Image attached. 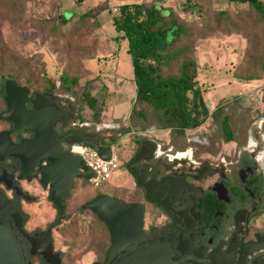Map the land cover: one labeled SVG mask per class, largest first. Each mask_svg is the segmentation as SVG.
Listing matches in <instances>:
<instances>
[{"label": "rangeland", "instance_id": "1", "mask_svg": "<svg viewBox=\"0 0 264 264\" xmlns=\"http://www.w3.org/2000/svg\"><path fill=\"white\" fill-rule=\"evenodd\" d=\"M124 1L127 0H32L26 6L27 15L20 21L0 19L2 37L9 47L3 56L5 64L0 73V85L11 77L31 90L47 92L46 87L54 83V78L59 79L61 72L78 75L79 85L67 91L78 104L74 120L77 124L89 121L92 126L105 124L102 133L114 140L108 143H115L121 160V165L113 170L111 177L99 186L90 179L75 180L67 215L53 229L55 246L66 250L68 264H88L95 256L93 249L101 254L110 243L107 226L90 209L82 208V203L99 192L127 200L143 199L141 188L135 186L136 179L129 171L127 162L144 139L152 138L148 140L156 144V141L160 142L166 151L172 144L171 138L174 149L193 144L196 161L192 167L205 159L215 163L223 156L237 158L241 152L249 153L252 166H258L254 156L259 152V155L264 154V82L259 81L264 78V68L261 69L260 64L254 66L247 57L251 40H254L264 61V21L254 22L245 15L243 19H238L236 13L241 11L245 14L247 10L245 3L229 0H155L176 8L181 19L191 27L196 46L193 57L200 64L198 80L206 90L205 98L211 109L218 104H226V112L233 116L237 131L236 140H224L219 121L209 116L200 126L187 129L185 135L173 137L170 128L150 126L146 130H139L130 121L135 95L134 70L130 53L123 50L122 38L115 37L118 31L111 20L112 15L118 12L119 4ZM92 4H99L95 18L86 20L78 29L71 21H61V9L70 16L74 10L84 11ZM224 8L230 10L231 18L239 24L248 22V31L237 30L224 18L218 21L217 12ZM32 15L53 20L52 24L59 27L58 34L52 36L32 26ZM208 26L214 27V31L201 37L200 34ZM166 71L177 72L178 63H173ZM87 80H92L89 88L97 97L95 107L81 99L82 85ZM5 106L4 97L2 99L0 96V111ZM130 125L131 130L124 132L123 128ZM6 126L7 122L0 119V130ZM95 130L93 127V135H102ZM201 134L207 135L209 143L196 146L190 138ZM250 138L258 144L254 152L246 147ZM251 142L252 146L254 143ZM187 151L190 150L179 152ZM163 159L171 162L166 153ZM184 166L190 167L187 163ZM214 177H204L201 183L210 184ZM32 184L35 189L30 192L36 194V199L23 202L24 209L29 212V229L45 227L47 220L56 217V207L47 197L48 190L42 188L37 180H33ZM151 216L148 213L146 225L153 221Z\"/></svg>", "mask_w": 264, "mask_h": 264}, {"label": "flooded vegetation", "instance_id": "2", "mask_svg": "<svg viewBox=\"0 0 264 264\" xmlns=\"http://www.w3.org/2000/svg\"><path fill=\"white\" fill-rule=\"evenodd\" d=\"M53 81L55 89L52 91L47 90V92L44 93L48 94L47 96L62 109L64 114L52 122L53 130L58 136L57 143L59 149L61 151H72L70 146L71 143L79 141V138L67 134L71 130L81 127L85 129V132L82 133L81 136L88 137L90 139L89 142L97 140L102 142L103 140L110 139L106 136V133H102L105 124L97 123L95 126H92L89 121L77 124L74 120L77 117L78 107L75 97L69 92L59 89V79L54 78ZM34 91L35 90H31L29 100L26 102V107L28 109L33 107L32 99L34 98ZM6 108L7 105L4 109ZM47 108L48 110H52L55 107L48 106ZM51 113L52 112L49 111L48 116H50ZM5 121L7 122V126L3 129H11L13 126L12 122ZM93 127L96 129L95 131L102 133V135L98 137L93 135ZM34 136L35 131L32 130L11 133V138L15 142H21L23 139H30ZM148 139L152 138L144 139L143 142L140 143L128 160L127 165L129 161L139 153L142 145L147 144L152 149L153 154L150 158L141 161L139 171L142 173L143 170H145V172L154 175L157 179L169 175L188 181L191 185L189 190L196 200L193 198H183L180 193H177L174 197L177 201V204L174 205L176 211L169 214L159 203L147 199L146 188L138 183L135 173L128 168L136 179L135 186L141 188L143 195L142 200L139 198L130 200L141 202L145 209V237L140 244L147 243L148 238L154 235L158 236V240L159 237H162L168 242L169 247L176 257L174 260L175 264H264V248L246 256L238 252V250L241 249L239 241L255 238L257 232L264 231V168L257 160V156L260 152L254 156L258 166H252V157L249 153L241 152L237 158L223 156L222 159L215 163L205 159L199 162L197 166L192 167L196 161L193 157V144L185 148L174 149L172 146L173 143L170 140L172 144L167 147L166 151L163 145L156 141L159 149L163 151L161 156H157L152 143L148 142L150 145L147 143V141H149ZM190 139L195 141L196 146L209 143L206 134L195 135ZM251 140L254 143L252 146H250ZM246 147L250 152H254L258 144L250 138ZM182 150H190L189 158L191 161L194 160L193 163L185 159L176 162L172 158ZM164 153L168 155L171 162L164 161ZM42 162L44 164L49 163L47 159L42 160ZM184 163L189 164L190 167L184 166ZM260 168L262 171H259ZM34 170L35 169H32V171ZM23 171V163L18 157L6 156L4 160L0 161V177H11L10 182L13 184L16 183L20 190L18 192L15 187H9L6 181L0 180V191L10 200L14 201L20 210L21 216L19 221L12 215L7 216L5 221L16 237L23 264H56L58 259L60 260V264H68L65 258L66 250L55 246L53 229L61 222L57 223L59 210L51 200L49 191L47 197L52 202V205L56 207L55 219L47 220L45 227L36 226L29 229L27 226L29 212L24 209L23 202H32L36 199V194L30 192L32 189H35L32 184L33 180H37L39 185L45 190H48V187L42 184L39 177H22ZM30 171L31 170H27V172ZM207 176L215 177L211 180L210 184L204 185L201 183V179ZM77 178L74 179V185L69 191L70 194L67 199V207ZM99 193L109 194L107 192ZM109 195L117 196L113 194ZM170 197L172 198V196ZM84 203L81 204V207ZM148 213L152 215L153 221L146 225L145 220H147ZM49 229L51 230V237L53 240V252H58L60 258L55 256L47 258L42 252H36L38 248L43 249L47 246L48 240L47 234L45 233ZM30 236H37L34 238L36 246H33V240ZM203 243L211 246H204ZM107 248L103 249L101 254L93 249V254L95 256H93L94 258H92L88 264H100V262L104 261ZM208 250H212L213 259L207 257L206 252Z\"/></svg>", "mask_w": 264, "mask_h": 264}, {"label": "water", "instance_id": "3", "mask_svg": "<svg viewBox=\"0 0 264 264\" xmlns=\"http://www.w3.org/2000/svg\"><path fill=\"white\" fill-rule=\"evenodd\" d=\"M4 90L7 108L0 111V119L12 122L13 126L11 129L0 130V161L6 156L18 157L23 163L22 177L33 176L41 179L42 184L48 187L50 198L59 210L57 223H60L66 217L67 199L74 185V179L77 177L90 179L96 175V171L80 154L59 149L58 136L53 130L52 122L64 114L47 93L35 90L33 107L28 109L26 102L31 92L29 86L9 77L4 81ZM48 106L55 108L48 110ZM49 111L52 112L50 116H48ZM27 130L35 131V136L23 139L21 142H15L11 138L12 132ZM84 132L85 129L81 127L71 130L67 135L77 136L79 141H90L88 137L81 136ZM96 145L100 148V155L103 158L111 157L112 150L109 145L102 144L100 140L96 141ZM152 154V149L147 144H143L127 167L135 173L138 183L146 188L147 199L156 201L171 214L176 211L174 205L177 201L174 197L177 193L186 199L193 198L189 190L191 185L182 178L166 175L157 179L144 170L140 173L141 161L150 158ZM44 159L49 163L44 164L42 162ZM27 170L31 171L27 172ZM10 179L11 177H0V180L6 181L9 187H15L19 192V186L10 182ZM82 208L91 209L109 228L110 245L106 250L105 260L100 264H175L176 257L168 242L162 237L158 240V236L154 235L148 238L147 243L140 244L145 237V209L141 202L98 193L86 201ZM9 215L19 221L20 210L14 201L0 191V264H23L16 237L5 221ZM45 234L48 244L43 249L38 248L36 252H42L47 258L59 257L58 252H53L51 230L49 229ZM36 237L30 236L33 246H36L34 240ZM239 242L241 249L238 252L244 256L251 255L264 248V231L257 232L255 238ZM203 245L211 246L204 243ZM206 253L208 258L213 259L212 250ZM56 264H60L59 259Z\"/></svg>", "mask_w": 264, "mask_h": 264}, {"label": "trees", "instance_id": "4", "mask_svg": "<svg viewBox=\"0 0 264 264\" xmlns=\"http://www.w3.org/2000/svg\"><path fill=\"white\" fill-rule=\"evenodd\" d=\"M32 0H0V19L20 21L27 15L26 6ZM37 2V0H34ZM41 1V0H38ZM44 1V0H43ZM230 2L245 3V14L236 13L238 19L244 15L254 22L264 21V0H229ZM102 4V2H100ZM99 3V4H100ZM92 4L84 11L74 10L70 16L60 10L61 21L73 22L78 29L86 20L95 18L97 6ZM118 12L112 15V23L118 33L115 37L126 39L127 52L130 53L135 81L134 104L130 111V121L139 130H146L150 126L170 128L173 137L185 135L187 129L200 126L209 116L219 121L220 132L224 140H236V127L233 116L226 112V104H218L211 109L205 98L206 90L200 85L198 74L200 64L193 57L196 52L191 27L187 25L177 9L162 2L150 0H127L118 6ZM218 21L223 18L241 32L248 31V22L239 24L231 18L230 10L220 9L217 12ZM95 23L96 20H93ZM53 20L39 18L32 15L30 24L50 35H57L59 27L52 24ZM208 28L200 34L207 36L214 31ZM183 38H186L183 41ZM258 44L251 40L247 51L249 61L264 68V61L257 51ZM9 47L5 44L0 28V73L5 64L3 56ZM178 63V71H166L173 63ZM257 77V76H255ZM242 78V77H241ZM250 78V77H245ZM18 83V79L14 78ZM79 76L71 75L67 71L60 74V88L70 91L79 85ZM87 80L81 89V99L89 106L95 107L97 97L92 93ZM0 85V96L4 97V82ZM21 84V83H20ZM25 85V84H24ZM47 90L55 89L50 83ZM228 103V102H227ZM227 107V106H226ZM131 130V125L123 128L124 132ZM113 139L103 140L108 144ZM88 143L89 141H85ZM173 143V138H171ZM183 151V150H182Z\"/></svg>", "mask_w": 264, "mask_h": 264}, {"label": "built area", "instance_id": "5", "mask_svg": "<svg viewBox=\"0 0 264 264\" xmlns=\"http://www.w3.org/2000/svg\"><path fill=\"white\" fill-rule=\"evenodd\" d=\"M111 147V157L106 159L100 155V148L97 147L96 141L83 142L74 141L71 143V150L80 154L85 162L95 169L96 175L90 180L97 186L108 180L115 168L121 165V160L117 155L116 146L114 142L108 143Z\"/></svg>", "mask_w": 264, "mask_h": 264}, {"label": "bare ground", "instance_id": "6", "mask_svg": "<svg viewBox=\"0 0 264 264\" xmlns=\"http://www.w3.org/2000/svg\"><path fill=\"white\" fill-rule=\"evenodd\" d=\"M148 142H151L152 143V146L154 147V149H155V152H156V154H157V156H161L162 155V150L161 149H159V146H158V144H156L154 141H152V140H149V141H147V143ZM149 144V143H148ZM150 145V144H149ZM158 151V152H157ZM189 156H190V151H187V152H179L176 156H173L172 158L176 161V162H179V161H181L182 159H185V160H188V162H190V163H193V161H191L190 160V158H189ZM257 160L260 162V164L263 166V168H264V154H262V155H259V157H257ZM145 171V170H144ZM141 173V172H140Z\"/></svg>", "mask_w": 264, "mask_h": 264}, {"label": "crops", "instance_id": "7", "mask_svg": "<svg viewBox=\"0 0 264 264\" xmlns=\"http://www.w3.org/2000/svg\"><path fill=\"white\" fill-rule=\"evenodd\" d=\"M123 41H122V43H123V45H122V47L123 48H125V49H123V50H125V51H127V47H128V42H127V40L126 39H122ZM131 79H132V75H131ZM259 81H263L264 82V78H261V79H259ZM245 83H248V82H245ZM135 85V84H134ZM251 144H252V142H250V146H251ZM259 157V156H258Z\"/></svg>", "mask_w": 264, "mask_h": 264}]
</instances>
